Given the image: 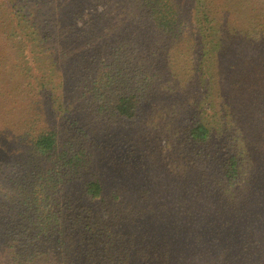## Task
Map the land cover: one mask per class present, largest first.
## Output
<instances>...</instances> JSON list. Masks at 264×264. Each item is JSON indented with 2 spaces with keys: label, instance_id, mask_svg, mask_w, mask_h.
Segmentation results:
<instances>
[{
  "label": "trees",
  "instance_id": "trees-1",
  "mask_svg": "<svg viewBox=\"0 0 264 264\" xmlns=\"http://www.w3.org/2000/svg\"><path fill=\"white\" fill-rule=\"evenodd\" d=\"M90 8L93 16L88 18ZM207 9L206 0H196L195 15L191 14L190 30L197 39L192 50L198 51L195 59L201 72L211 65L208 49L216 50L221 42L212 41L217 29ZM6 13L20 58L40 60L56 52L78 62L77 70L83 73L73 76L78 91L73 94L74 110L106 129L118 127L120 134L149 111L144 104L154 95L155 81L145 72L156 67L154 56L169 59V51L183 54L192 36L170 0H12L10 15ZM119 16L130 23L112 27ZM70 42L73 50H92L93 67L99 60L97 77L91 79L93 67H85L79 63L81 57L67 51ZM60 45L65 49L58 50ZM29 77L37 79L36 87H45L44 76L30 72ZM14 79V92L28 95L33 86ZM53 102L60 104L57 115L63 124L69 123L67 103L63 109L60 99ZM30 106L13 110L7 122L0 120V260L244 264L226 253L238 245L247 258L251 256L247 218L253 202L260 199L252 189L260 170L249 171L247 153L235 131L223 132L219 142H212L207 125L192 124L174 144L166 141L165 176L150 183L144 178L148 187L140 189V184L135 188L123 181L112 185L90 171L91 153L85 142L93 141L92 134L76 120L70 125L73 136L64 144L54 130H31L33 120L26 113L35 110L29 111ZM108 137L112 136L101 139ZM237 213L243 214L241 222Z\"/></svg>",
  "mask_w": 264,
  "mask_h": 264
},
{
  "label": "rangeland",
  "instance_id": "rangeland-1",
  "mask_svg": "<svg viewBox=\"0 0 264 264\" xmlns=\"http://www.w3.org/2000/svg\"><path fill=\"white\" fill-rule=\"evenodd\" d=\"M170 1L192 32L187 40L188 50L183 54L169 51V59L164 54H157V59L154 56L156 67L145 72L152 82L155 81L154 95L144 104L149 111L142 121L136 125L128 124L122 132L124 134H120L118 127L106 129L95 119L74 110L72 105L76 97L73 94L77 87L73 76L83 73L77 70L78 62L60 58L56 52L40 60L28 55L20 58L14 48L16 39L11 35L10 22L6 20V12L10 15L12 10V0H0V120L7 122L14 115L13 110L26 111L31 102L29 111L35 112L26 113V117L33 120L31 130L37 131L41 127L54 130L62 144L73 136L74 127L70 125L76 120L78 127L92 134L93 141L85 142V149L91 153L90 171L94 170L112 185L123 181L135 188L140 184V189L144 185L148 187V182L161 181L165 176L166 141L175 143L192 124L199 121L207 125L213 136L212 142H219L223 132L235 131L233 135L238 142L241 141L247 153L249 171L260 170L252 188L255 197L260 199L253 202L251 217L247 218L251 256L247 258L240 245L226 253L239 263L264 264V32L261 31L264 29V0H206L210 19L217 29L216 39L212 41L221 42L216 50L208 49L211 65H206L205 72L198 69L199 61L195 59L198 51L192 50L197 41L196 33L190 30L196 0ZM87 14L88 18L93 16L92 8ZM129 23L119 16L112 22V27L124 28ZM52 44L56 45L55 38ZM58 47V50L65 49L61 45ZM66 48L73 51L74 56L81 57L79 63L83 62L87 68L93 67L92 50H73L71 42ZM106 61L112 69L110 58L107 57ZM98 62L93 67L94 74H90L91 79L97 77ZM30 72L34 76H44L42 83L45 87H36L34 77L26 78ZM178 76L180 78L176 79ZM211 76L214 81H210ZM14 77L33 86L32 89L29 87L28 95L14 92ZM56 99L62 101L63 109L67 103L69 123L63 124L57 115L60 104ZM2 130L6 136L7 132ZM174 133L179 136L175 138ZM104 135L112 137L101 139ZM242 217L243 214L237 213L236 220L241 222ZM0 264L12 262L0 260Z\"/></svg>",
  "mask_w": 264,
  "mask_h": 264
}]
</instances>
